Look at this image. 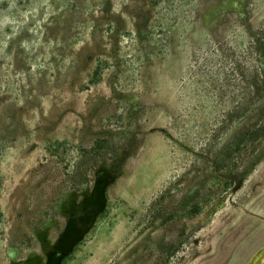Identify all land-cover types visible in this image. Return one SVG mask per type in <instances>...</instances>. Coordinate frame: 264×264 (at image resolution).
Wrapping results in <instances>:
<instances>
[{
    "label": "rangeland",
    "instance_id": "obj_1",
    "mask_svg": "<svg viewBox=\"0 0 264 264\" xmlns=\"http://www.w3.org/2000/svg\"><path fill=\"white\" fill-rule=\"evenodd\" d=\"M259 33L264 0H0V264H246L264 112L204 73Z\"/></svg>",
    "mask_w": 264,
    "mask_h": 264
},
{
    "label": "trees",
    "instance_id": "obj_2",
    "mask_svg": "<svg viewBox=\"0 0 264 264\" xmlns=\"http://www.w3.org/2000/svg\"><path fill=\"white\" fill-rule=\"evenodd\" d=\"M231 50L227 43L219 42L210 54L216 58L215 63L208 61L209 66H205L207 71L204 74L209 78L207 83L213 86V90H221L230 85L237 88L239 96L234 113L242 123L251 116L259 117L264 112V36L262 33L254 35L248 51L239 54V60L234 58ZM227 68L229 73L225 74ZM222 74H225L224 77ZM228 76L231 78L228 79ZM258 127L259 124L254 123L251 128L256 133L247 136L244 134V140L252 142L258 139Z\"/></svg>",
    "mask_w": 264,
    "mask_h": 264
},
{
    "label": "bare ground",
    "instance_id": "obj_3",
    "mask_svg": "<svg viewBox=\"0 0 264 264\" xmlns=\"http://www.w3.org/2000/svg\"><path fill=\"white\" fill-rule=\"evenodd\" d=\"M264 264V247L256 251L246 262V264Z\"/></svg>",
    "mask_w": 264,
    "mask_h": 264
}]
</instances>
